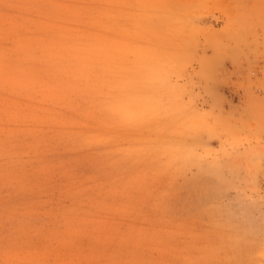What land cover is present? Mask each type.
Returning <instances> with one entry per match:
<instances>
[{
	"label": "rangeland",
	"instance_id": "obj_1",
	"mask_svg": "<svg viewBox=\"0 0 264 264\" xmlns=\"http://www.w3.org/2000/svg\"><path fill=\"white\" fill-rule=\"evenodd\" d=\"M0 264H264V0H0Z\"/></svg>",
	"mask_w": 264,
	"mask_h": 264
},
{
	"label": "bare ground",
	"instance_id": "obj_2",
	"mask_svg": "<svg viewBox=\"0 0 264 264\" xmlns=\"http://www.w3.org/2000/svg\"><path fill=\"white\" fill-rule=\"evenodd\" d=\"M85 45H86V44H85ZM85 45H84V46H85ZM99 48H100V47H99ZM100 60H101V59H100Z\"/></svg>",
	"mask_w": 264,
	"mask_h": 264
}]
</instances>
